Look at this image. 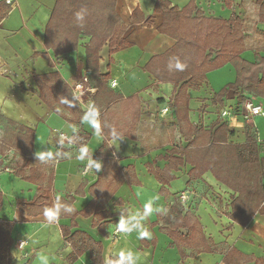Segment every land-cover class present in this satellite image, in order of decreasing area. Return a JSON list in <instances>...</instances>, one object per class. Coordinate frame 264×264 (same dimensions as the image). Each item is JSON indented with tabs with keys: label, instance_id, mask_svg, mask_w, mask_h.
Returning a JSON list of instances; mask_svg holds the SVG:
<instances>
[{
	"label": "crops",
	"instance_id": "obj_1",
	"mask_svg": "<svg viewBox=\"0 0 264 264\" xmlns=\"http://www.w3.org/2000/svg\"><path fill=\"white\" fill-rule=\"evenodd\" d=\"M113 1L114 12L120 20L118 30L131 46L111 54L110 46L106 44L100 53V70L102 75L110 76L108 91L121 99L139 98L140 118L135 139L120 137V140L112 138L108 141L104 156L110 157L121 170L118 173L109 167L105 174L103 158L98 155L105 138L97 136L87 123H82V116L89 105H95L97 95V89L89 84L91 71L86 68V46L90 37L81 36L75 51L56 56L45 47V32L57 0H17L18 6L12 10L5 0H0V16L5 15L0 20V120L14 121L35 132L31 166H40L44 174L51 175L53 179L48 188L46 183L23 180L15 169V163L23 159L22 156L10 150L8 153L12 154L13 163L6 160L8 153L0 156V167L10 169V172L0 175V193L3 195L0 219L13 225L11 254L17 264H69L67 259L73 248L65 242L61 227L71 226V216L75 212L87 210L95 199L99 204L101 194L110 190L113 194L107 196L104 206L112 217L103 222V230L93 228L94 215L78 216L75 220L77 228L72 230L73 233L77 230L86 232L101 242L106 263L121 249L132 250L138 256L136 264H227L224 258L232 250L247 258L264 259V214L257 213L247 226L231 220V199L237 194L219 183L210 172L199 180L191 181L189 172L193 167L179 165L171 171L175 179L164 186L165 194L161 193L163 185L150 169L167 167L170 151L183 149L188 143L179 132L178 120L172 109L176 94L174 85L157 82L145 67L154 56L164 54L177 41L159 32L163 16L155 10L158 0ZM163 1L178 10L194 3L193 16L199 13L207 18L223 20L247 16L245 0ZM256 2L254 0V4ZM242 58L254 63L257 57L254 50H249L242 54ZM236 79L234 67L228 64L209 72L199 87L189 89L190 122L214 132L227 123L228 143L244 146L252 137L257 143L259 157L264 158V98L241 90H229L226 96L218 99L217 95ZM112 80L118 81L117 87H111ZM62 84L69 87V91H61ZM78 84L85 92L82 97L76 92ZM74 97L78 104H75ZM247 99L260 104L263 114L245 120L237 113ZM66 100L71 101V105ZM119 104L117 102L111 107L122 115ZM165 108H169V112L163 115ZM224 110L231 111L235 117L222 118ZM70 126L77 129L74 137ZM161 128L165 136L162 142L157 141L160 138L157 132ZM61 133L66 134L61 156L47 162L38 160L37 153L46 150L55 153L58 150ZM69 137H73L71 143ZM82 145L87 146L93 159L102 164L98 172L90 169L86 175L83 174L86 161L76 159ZM128 167H132V174L139 184L133 177L127 180L125 169ZM29 171V167L24 170L25 173ZM110 181L112 183L109 184ZM183 192H188L186 205L179 203ZM156 195L160 199L155 201L154 207L168 210L179 205L185 212H193L215 251L191 255L192 250L184 248L187 258L183 259L173 245L174 241L161 231L162 222L155 225L158 221L155 212L143 222L150 237L139 239L135 231L131 234L116 233L120 209H142L143 204ZM57 196L61 197V203L71 205L73 212H61L57 221L48 223L44 208H51ZM71 197L72 203L69 202ZM73 264H91L90 253L86 252Z\"/></svg>",
	"mask_w": 264,
	"mask_h": 264
},
{
	"label": "trees",
	"instance_id": "obj_2",
	"mask_svg": "<svg viewBox=\"0 0 264 264\" xmlns=\"http://www.w3.org/2000/svg\"><path fill=\"white\" fill-rule=\"evenodd\" d=\"M113 3V0H57L45 32V47L52 50L56 56L75 51L81 36L90 37L86 46V68L91 71L88 80L89 84L97 89L95 106L100 110L101 119L108 125L103 129L105 142L98 154L103 158L105 174L108 173L109 167L118 173L121 170L110 157L104 156L108 141L112 139V131H117L120 137L135 139L140 118L139 98L134 96L121 99L122 97L108 91L110 76L102 75L100 70V53L106 44H109L111 54L131 46L118 30L120 20L114 12ZM255 6L258 9V21L249 31L246 17L241 19L233 16L230 20H223L207 18L199 13L193 16L194 3L178 10L170 8L163 0H158L155 10L163 16L159 32L177 42L164 54L154 56L145 67V71L157 82L174 85L176 94L172 109L178 120L179 132L188 143L183 149L174 148L170 151L167 167L150 169L151 174L163 185L161 193L165 194L164 186L175 179L171 171L179 165L189 164L193 167L189 172L191 181L199 180L210 172L219 183L237 194L231 199L230 218L242 226H247L257 213L264 214V158L259 157L257 143L252 137H249L244 146L228 143L227 123H223L215 132L192 125L189 119L188 90L199 87L207 79L209 72L231 64L237 73V79L217 95L218 99L226 96L229 90H241L264 98V55H261L264 53V0H257ZM82 9L85 10V18L83 21H77L75 14ZM4 16L1 15L0 20ZM249 39L259 40L260 46L250 45ZM247 50H254L256 62L250 63L242 58V54ZM174 58L186 65L182 71H169L168 63L170 60L174 62ZM44 78L51 83L48 77ZM69 89L65 84L60 88L61 91ZM240 98L241 101L244 100L242 96ZM117 102L120 103L122 115H118L119 113L111 107ZM75 104H78L77 100ZM0 127V156L14 150L23 158L15 163L17 175L31 183H46L47 188L51 187L52 176H46L40 166H31L35 132L4 118L0 120ZM28 167L30 171L25 173L24 170ZM125 170L127 180L130 181L132 177L136 179L132 174V167ZM135 182L139 184L138 181ZM112 194L110 190L102 193L99 204L95 199L87 210L75 212L71 216V226L61 227L65 242L73 248L67 259L69 264L78 261L86 252L90 253L91 264H107L101 242L86 232L77 230L73 233L72 230L77 228L75 220L80 215H94L93 228L103 230V222L112 217L104 206L107 196ZM2 199L3 195L0 193V208ZM72 201L71 197L69 202ZM157 216L155 225H158L159 221L162 222L161 231L174 241L173 245L178 248L183 259L187 258L184 248L191 249V255L215 251L193 212H185L182 206L176 205L169 208L167 214ZM12 228L11 223L0 219V264H17L11 254ZM224 261L227 264H264V259L247 258L237 250L227 254Z\"/></svg>",
	"mask_w": 264,
	"mask_h": 264
},
{
	"label": "clouds",
	"instance_id": "obj_3",
	"mask_svg": "<svg viewBox=\"0 0 264 264\" xmlns=\"http://www.w3.org/2000/svg\"><path fill=\"white\" fill-rule=\"evenodd\" d=\"M75 18L77 21H83L85 18V10L78 11L75 14ZM186 65L182 63L178 58H174L170 60L168 63L169 71L177 70L182 71ZM118 81L112 80L111 87H117ZM75 100L77 99L74 97ZM65 102H69L71 105V101L66 100ZM82 123H87L93 130L97 136L103 135V129L107 128L108 125L105 121L101 119V113L97 106L89 105L87 111L82 116ZM71 132L73 133V137L75 136L77 129L75 126H70ZM65 133L60 134V139L58 140V150L53 153L51 150H46L44 152L37 153L38 160L47 162L52 160L54 157L61 156V149L64 146V136ZM112 138L115 140H120L119 133L115 130L111 133ZM73 137H69V143L72 142ZM67 155V154H65ZM76 159L79 161H86V168L93 169L98 172L102 164L93 159V154H90L87 146H80L78 149V155ZM160 199L159 195H156L147 203L143 204L142 209H138L133 211L131 208H122L120 209V219L119 223L116 224V230L118 232H123L126 234H131L133 231L137 233L139 239H144L150 237V232L148 227L143 223L148 217H150L154 212L157 214H167V209L155 206V201ZM61 197L57 196L56 202L53 204L51 208H46L44 210V216L48 223H54L58 220L61 212L66 214H71L73 212V208L71 205L66 203H61ZM138 260V256L134 254L132 250H124L121 249L118 253L113 254V257L108 259L107 264H136Z\"/></svg>",
	"mask_w": 264,
	"mask_h": 264
},
{
	"label": "built area",
	"instance_id": "obj_4",
	"mask_svg": "<svg viewBox=\"0 0 264 264\" xmlns=\"http://www.w3.org/2000/svg\"><path fill=\"white\" fill-rule=\"evenodd\" d=\"M5 2L11 7V10L18 6L17 0H5ZM76 92L80 97H82L85 94V92L82 91L81 84L77 85ZM168 112H169V108H165V109H163L162 114L166 115ZM237 113H240L245 120H249V119H252L258 115H262L263 109H262V106L260 104H256L254 101H252V99H247L243 102L242 106L239 109H237ZM221 117L227 118V119H232L235 116L231 111L224 110L221 113ZM89 171H90V169L85 167L83 174L86 175ZM3 172H6V173L10 172V169L0 167V175ZM187 202H188V192L181 193L179 196V203L181 205H186ZM116 233L118 234L120 232H118L116 230ZM21 247H22V245H21Z\"/></svg>",
	"mask_w": 264,
	"mask_h": 264
},
{
	"label": "rangeland",
	"instance_id": "obj_5",
	"mask_svg": "<svg viewBox=\"0 0 264 264\" xmlns=\"http://www.w3.org/2000/svg\"><path fill=\"white\" fill-rule=\"evenodd\" d=\"M244 5H245L246 11H247L246 18H247V22H248V29H249V31H251L253 25L255 23H257V21H258V15H257L258 14V11H257L258 9H257V7L254 4V0H245ZM249 43H250V45H252L254 47L260 46V42L257 39H254V40H250L249 39ZM248 51L249 50H247L246 52H248ZM223 67H221L219 69H222ZM219 69H216V70H219ZM216 70H213L211 72H214ZM163 132H164V130L162 128L158 130L157 135L160 138H157V141L162 142L163 139L165 140V136H163V134H164ZM5 157H6V160L7 161H11V163H13V161H12V154L8 153ZM225 200L227 201V198H225ZM228 202H229V199H228Z\"/></svg>",
	"mask_w": 264,
	"mask_h": 264
}]
</instances>
